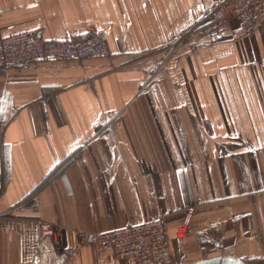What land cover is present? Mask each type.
<instances>
[{
    "label": "crops",
    "instance_id": "1",
    "mask_svg": "<svg viewBox=\"0 0 264 264\" xmlns=\"http://www.w3.org/2000/svg\"><path fill=\"white\" fill-rule=\"evenodd\" d=\"M221 1L0 0V38L103 30L112 53L0 70V264H35L40 222L75 246L156 220L172 264H264V16L181 39ZM66 264L123 263L84 246Z\"/></svg>",
    "mask_w": 264,
    "mask_h": 264
},
{
    "label": "built area",
    "instance_id": "2",
    "mask_svg": "<svg viewBox=\"0 0 264 264\" xmlns=\"http://www.w3.org/2000/svg\"><path fill=\"white\" fill-rule=\"evenodd\" d=\"M229 9V12H228ZM264 16V0H233L229 6L221 1L210 8L200 20L188 28L181 39L217 41L230 30L233 22L252 28ZM112 53L103 30H97L83 39L66 37L61 41L45 40L37 30H30L8 38H0V70L32 68L41 62H82L86 59L108 60ZM194 214L190 207L176 229V238H186ZM39 238L35 264H66L84 246H94L109 253L123 264H172L162 220L128 225L103 232H75V246L61 244L52 224H38Z\"/></svg>",
    "mask_w": 264,
    "mask_h": 264
},
{
    "label": "water",
    "instance_id": "3",
    "mask_svg": "<svg viewBox=\"0 0 264 264\" xmlns=\"http://www.w3.org/2000/svg\"><path fill=\"white\" fill-rule=\"evenodd\" d=\"M195 264H244L239 259L234 258H212L197 262Z\"/></svg>",
    "mask_w": 264,
    "mask_h": 264
},
{
    "label": "trees",
    "instance_id": "4",
    "mask_svg": "<svg viewBox=\"0 0 264 264\" xmlns=\"http://www.w3.org/2000/svg\"><path fill=\"white\" fill-rule=\"evenodd\" d=\"M87 37V36H86ZM85 38V37H84ZM80 39H83V38H80Z\"/></svg>",
    "mask_w": 264,
    "mask_h": 264
}]
</instances>
